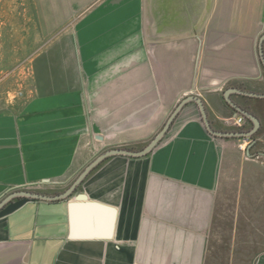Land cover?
Here are the masks:
<instances>
[{
	"label": "crops",
	"instance_id": "0c3cea01",
	"mask_svg": "<svg viewBox=\"0 0 264 264\" xmlns=\"http://www.w3.org/2000/svg\"><path fill=\"white\" fill-rule=\"evenodd\" d=\"M140 1V22L106 0L93 40L91 27L62 40L67 85L0 109V203L64 193L107 148L148 142L188 95L215 130L254 129L234 124L225 91L264 94V0ZM230 98L260 122L246 152L191 100L146 155L108 156L64 199L7 200L0 264H264V98Z\"/></svg>",
	"mask_w": 264,
	"mask_h": 264
},
{
	"label": "rangeland",
	"instance_id": "374dc122",
	"mask_svg": "<svg viewBox=\"0 0 264 264\" xmlns=\"http://www.w3.org/2000/svg\"><path fill=\"white\" fill-rule=\"evenodd\" d=\"M105 1L0 0V109L20 103L18 99L29 97V91L35 84H68L66 75L65 78L61 75L67 64L62 40L67 36L78 35L81 28L89 27L92 29L88 31L86 38L88 41L93 40L96 35L95 22L99 25L103 22L99 9ZM126 1L131 4L128 15L132 18L136 13V23L140 22L141 1ZM147 4L148 1L145 0L144 8H147ZM56 45L59 49L55 48ZM173 110L161 122L150 140L161 131ZM150 140L110 149H144ZM97 157L98 155L95 158ZM25 190L33 191L29 188Z\"/></svg>",
	"mask_w": 264,
	"mask_h": 264
},
{
	"label": "water",
	"instance_id": "95a60500",
	"mask_svg": "<svg viewBox=\"0 0 264 264\" xmlns=\"http://www.w3.org/2000/svg\"><path fill=\"white\" fill-rule=\"evenodd\" d=\"M263 41H264V36L261 38L260 42H259V49H260V54H261V61L264 64V48H263ZM233 92H240L243 93L244 95H248V96H257L260 98H264V94H260L258 92H247L244 91V89H240V88H230V89H226L225 91V96L227 98V100L230 102V104L232 105L233 108H235L237 111H239L240 113H242L243 115H245L249 120L254 122V129L250 132H242V131H235V132H226V131H219V130H215L211 124H210V120L208 117V114L206 112V108H205V104L204 101L199 97V96H194V95H188L187 97H185L180 104L176 105V107L174 108L173 112L171 113L169 119L165 122L163 128L161 129L160 132H158V134L156 135V137H154L151 142L142 150H126L125 148H117V149H111V150H107L106 152H103L102 154H100L93 162H91L89 164V166L87 168L84 169V171L81 173V175L78 177V179L76 180V182H74L64 193L62 194H57V195H46V194H41L39 192H32V191H25V190H20L17 191L15 193H13L12 195H10L9 197H7L6 199H4L1 203H0V207L8 200L13 199L14 197L17 196H24V197H30V198H41V200H55V199H64L66 197H68L70 194H72L73 191H75L76 187L80 184H82L83 180L85 179L86 175L88 174V172L95 168L102 160H104L105 158H107L108 156H113V155H119V154H125V156H143L146 155L147 153L151 152L152 149L161 141V139L167 134L168 130L171 127V124L173 123V121L175 120V118H177L180 110L183 108L184 105H186L189 101L194 100V102H196L200 108L201 111V115L203 117L204 123L207 126L208 130L210 133H212L213 135L216 136H226V137H238V136H243V135H253V133L257 130L260 122L259 119L257 118L256 115H254L253 113L243 109V107H241L240 105L234 103L231 98H230V94ZM99 139H102V136H98Z\"/></svg>",
	"mask_w": 264,
	"mask_h": 264
},
{
	"label": "built area",
	"instance_id": "2783aa9c",
	"mask_svg": "<svg viewBox=\"0 0 264 264\" xmlns=\"http://www.w3.org/2000/svg\"><path fill=\"white\" fill-rule=\"evenodd\" d=\"M247 121H248V118L242 114L239 117L235 118L234 124L242 129V128H244L245 123H247ZM240 131H242V130H240ZM242 132H245V131H242ZM237 138H238L237 139V146L243 152H246L250 148V146L254 140L251 135H243V136L241 135V136H238Z\"/></svg>",
	"mask_w": 264,
	"mask_h": 264
}]
</instances>
